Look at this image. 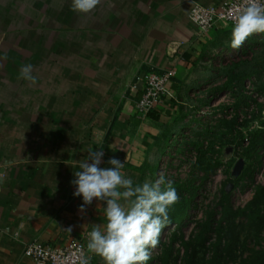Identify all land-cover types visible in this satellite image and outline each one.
<instances>
[{
	"label": "crops",
	"instance_id": "crops-1",
	"mask_svg": "<svg viewBox=\"0 0 264 264\" xmlns=\"http://www.w3.org/2000/svg\"><path fill=\"white\" fill-rule=\"evenodd\" d=\"M225 1L101 0L80 14L71 0H0V264H36L25 254L35 239L87 245L92 225H104L103 202L81 212L73 195L90 147L102 144L105 168L128 153L122 171L144 181L203 56L231 31L201 33L192 6ZM26 64L35 84L18 78ZM153 71L173 73L170 93L143 115L137 106Z\"/></svg>",
	"mask_w": 264,
	"mask_h": 264
},
{
	"label": "rangeland",
	"instance_id": "rangeland-1",
	"mask_svg": "<svg viewBox=\"0 0 264 264\" xmlns=\"http://www.w3.org/2000/svg\"><path fill=\"white\" fill-rule=\"evenodd\" d=\"M230 41L231 35L203 56L201 72L179 99L180 115H186L166 121L174 135L165 152L154 154L155 175L146 169L145 179L164 174L179 198L190 199L182 225L162 230L147 264H242L264 252V220L249 223L230 213L248 206L264 187V33L253 34L239 50ZM242 71L250 74L243 86L237 78L234 88L217 89ZM244 226L252 227L250 234ZM88 256L90 264H104Z\"/></svg>",
	"mask_w": 264,
	"mask_h": 264
},
{
	"label": "clouds",
	"instance_id": "clouds-1",
	"mask_svg": "<svg viewBox=\"0 0 264 264\" xmlns=\"http://www.w3.org/2000/svg\"><path fill=\"white\" fill-rule=\"evenodd\" d=\"M100 3L101 0H71V10L88 14ZM259 33H264V2L243 0L232 17L230 47L239 50L248 38ZM18 78L35 84L33 65H23ZM99 147L98 151L90 147L86 158L78 160V170L71 181L75 186L73 195L83 200L81 212L94 199L106 205L104 225L93 224L88 232L87 253L102 258L104 264H147L160 243L162 230L170 223L171 207L179 202L174 181L159 174L154 180L135 183L122 171L130 155L126 153L123 162L110 158L107 163L111 167H101L104 151L102 144ZM90 259L83 252L78 257L79 264H90Z\"/></svg>",
	"mask_w": 264,
	"mask_h": 264
},
{
	"label": "built area",
	"instance_id": "built-area-1",
	"mask_svg": "<svg viewBox=\"0 0 264 264\" xmlns=\"http://www.w3.org/2000/svg\"><path fill=\"white\" fill-rule=\"evenodd\" d=\"M242 5L243 0H227L219 6L195 3L190 11V19L201 33H214L220 29L223 30L224 25L232 27V17ZM172 76L173 73L170 71H153L145 74V94L138 103V112L143 115L149 114L159 102L169 95ZM1 190L0 181V192ZM81 252L88 255L86 244L82 240L52 245L35 239L25 248V254L31 257L36 264H79L78 257Z\"/></svg>",
	"mask_w": 264,
	"mask_h": 264
},
{
	"label": "trees",
	"instance_id": "trees-1",
	"mask_svg": "<svg viewBox=\"0 0 264 264\" xmlns=\"http://www.w3.org/2000/svg\"><path fill=\"white\" fill-rule=\"evenodd\" d=\"M214 33H218V31L214 32ZM231 35L230 31H227L225 33H223L220 37H217L215 42L213 43V45L216 44H220L222 42L223 39L229 37ZM250 76V74L246 71H242L240 72L238 77L232 76L226 84H224L222 87L217 88L218 90H223V89H227V88H234L235 85V79L238 78V84L237 85H241L243 86V84L245 83L246 79ZM235 85V86H234ZM183 102H181L180 105H184L182 104ZM181 109H183V107H181ZM151 113V112H150ZM186 114H181L180 118L184 117ZM156 117V116H155ZM230 123V127L233 128L235 126V124L237 123V119L232 120ZM167 130H165L162 134V136L160 138H158V143H159V150H162V153L165 152V150L167 149V146L171 140V136L174 135V130H172V127L170 128L169 126L166 128ZM262 131L257 133V138L253 141V148H257V146L259 145V143L262 140ZM148 169V167L151 169V172L155 175L156 173V165H151L150 163H146V165L144 166ZM145 169V168H144ZM143 169V170H144ZM190 203V199H181L179 198V202L176 203L174 206L171 207L169 213L171 214V218H170V223H179L177 224L178 226L182 225V220L184 219V216L186 214V210L187 207ZM263 206V207H262ZM226 211H229L226 209ZM232 213L235 218L239 217V216H245L249 219V223L255 222V221H261L264 220V187H260L257 190V193L254 197V199L252 200V202H250L248 204V206H246L244 209L239 210L237 212H230ZM243 229H245L249 234L252 231V227L248 228L246 226L242 227ZM242 264H264V252L260 253L259 255H254V257L249 258V259H245Z\"/></svg>",
	"mask_w": 264,
	"mask_h": 264
},
{
	"label": "water",
	"instance_id": "water-1",
	"mask_svg": "<svg viewBox=\"0 0 264 264\" xmlns=\"http://www.w3.org/2000/svg\"><path fill=\"white\" fill-rule=\"evenodd\" d=\"M242 167V164H238L237 167H236V172L235 173H238V171L241 169ZM233 187V184H231L228 188L231 189Z\"/></svg>",
	"mask_w": 264,
	"mask_h": 264
}]
</instances>
